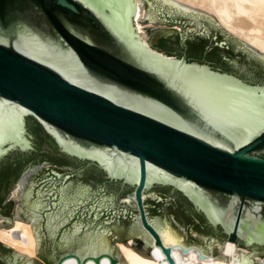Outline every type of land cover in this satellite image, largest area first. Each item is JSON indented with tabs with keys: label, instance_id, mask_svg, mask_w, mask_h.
Listing matches in <instances>:
<instances>
[{
	"label": "water",
	"instance_id": "1",
	"mask_svg": "<svg viewBox=\"0 0 264 264\" xmlns=\"http://www.w3.org/2000/svg\"><path fill=\"white\" fill-rule=\"evenodd\" d=\"M13 220L0 264H264V55L170 0H0Z\"/></svg>",
	"mask_w": 264,
	"mask_h": 264
},
{
	"label": "bare ground",
	"instance_id": "2",
	"mask_svg": "<svg viewBox=\"0 0 264 264\" xmlns=\"http://www.w3.org/2000/svg\"><path fill=\"white\" fill-rule=\"evenodd\" d=\"M213 14L219 24L246 45L264 55V0H170ZM12 227L0 228V242L27 257L35 255L29 223L14 220ZM118 242V241H117ZM124 264H169L144 258L123 242L115 244ZM197 264H234L232 261L201 260Z\"/></svg>",
	"mask_w": 264,
	"mask_h": 264
},
{
	"label": "rangeland",
	"instance_id": "3",
	"mask_svg": "<svg viewBox=\"0 0 264 264\" xmlns=\"http://www.w3.org/2000/svg\"><path fill=\"white\" fill-rule=\"evenodd\" d=\"M192 8V7H191ZM195 9V8H194ZM198 10V9H197ZM200 11H202V10H200ZM203 12H205V11H203ZM210 14V13H209ZM211 16H212V18L216 21V23L220 26V28L224 31V33L225 34H227V35H229L230 37H232V38H234V39H236V40H238V41H241L240 39H238L237 37H235L234 35H232V34H230L228 31H226L224 28H223V26H221L220 24H219V22H218V20H217V18L213 15V14H210ZM243 42V41H242ZM244 43V42H243ZM258 52V51H257ZM114 243L115 244H117V243H119V242H117V241H114ZM4 244V243H3ZM6 245V244H5ZM8 246V245H7ZM10 247V246H9ZM11 248V247H10ZM14 251H16L15 249H13ZM17 252V251H16ZM35 256V255H34ZM28 258H30V257H28Z\"/></svg>",
	"mask_w": 264,
	"mask_h": 264
},
{
	"label": "flooded vegetation",
	"instance_id": "4",
	"mask_svg": "<svg viewBox=\"0 0 264 264\" xmlns=\"http://www.w3.org/2000/svg\"><path fill=\"white\" fill-rule=\"evenodd\" d=\"M13 222H15L14 220H13ZM2 243V242H1Z\"/></svg>",
	"mask_w": 264,
	"mask_h": 264
}]
</instances>
